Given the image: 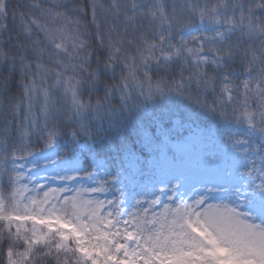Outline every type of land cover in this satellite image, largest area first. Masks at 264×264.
I'll use <instances>...</instances> for the list:
<instances>
[{"label":"snow or ice","instance_id":"snow-or-ice-1","mask_svg":"<svg viewBox=\"0 0 264 264\" xmlns=\"http://www.w3.org/2000/svg\"><path fill=\"white\" fill-rule=\"evenodd\" d=\"M193 116L200 160L157 172ZM49 171L80 187L41 196ZM5 245V264H264V0H0Z\"/></svg>","mask_w":264,"mask_h":264},{"label":"rangeland","instance_id":"rangeland-1","mask_svg":"<svg viewBox=\"0 0 264 264\" xmlns=\"http://www.w3.org/2000/svg\"><path fill=\"white\" fill-rule=\"evenodd\" d=\"M206 145L207 143L203 144V140L196 135L188 136L185 139L174 142L173 148L175 152H177L179 155L188 156L187 162L175 164L179 166H195L197 164L196 160H200L202 153L206 150ZM81 160L83 163V157H81ZM168 163L174 162L171 159H165L161 162V166L163 167ZM72 174L73 173H69V175ZM75 175L79 177L78 173H76ZM33 180L35 183L43 184L45 186L44 189H41V191H45L48 188H60L66 185L74 188L80 187V184L77 181L67 182L60 180L58 177L53 178V173L51 171L47 173L40 172L38 177L33 176ZM29 187H32V185H29Z\"/></svg>","mask_w":264,"mask_h":264},{"label":"trees","instance_id":"trees-1","mask_svg":"<svg viewBox=\"0 0 264 264\" xmlns=\"http://www.w3.org/2000/svg\"><path fill=\"white\" fill-rule=\"evenodd\" d=\"M188 124H192V125H195L198 128L203 129L204 132H205V134H207L209 136L214 131L210 119H207V118H204V117L197 118V117L193 116L191 119L185 120V123H184L183 127L176 128V129L173 130V133H172L171 137L169 138L167 145L163 147V150L169 151L171 149L170 142L172 141L173 137H177L179 135V129L180 130L181 129L183 130V128L186 125H188ZM150 130H154V125H150ZM70 147H71V145H69V148ZM138 147H139V145H138ZM149 158H152L153 159L155 157L152 156V155H149L147 157V159L149 160ZM140 159H141V162L143 163L144 160L146 159V157L141 156ZM28 226H30V222L28 223ZM5 248H6V245L3 248H0V264H5V256H4V249ZM21 250H22V248H21Z\"/></svg>","mask_w":264,"mask_h":264}]
</instances>
